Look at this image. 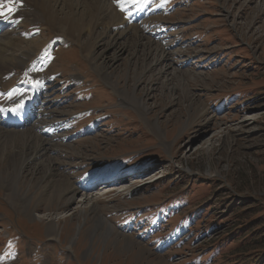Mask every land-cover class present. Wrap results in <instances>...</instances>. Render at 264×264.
<instances>
[{"label": "rangeland", "instance_id": "374dc122", "mask_svg": "<svg viewBox=\"0 0 264 264\" xmlns=\"http://www.w3.org/2000/svg\"><path fill=\"white\" fill-rule=\"evenodd\" d=\"M163 1L166 8L161 12L152 2L147 15L158 11L146 21L147 27L136 25L140 32L148 28L159 33L164 44L150 38L173 64L164 86L160 83L166 77H141V67H136L141 78L134 95L143 100L145 112L121 98L96 69L102 62L106 71L115 73L118 86L131 91L133 72L130 79L123 78L130 48L108 49L91 63L83 56L82 42L45 21L39 20L38 30L29 20L16 25L13 41L39 39L36 48L53 41L47 48L52 60L37 69L48 86L43 95L46 110H54L55 120L67 126L51 140L49 157L57 165L52 178L68 176L77 186L110 169L118 174L115 179L129 181L112 185L111 192L96 182V190L77 192L74 201L60 209L41 205L32 217L22 211L17 196L9 195L12 186L0 184V264H120L110 254L114 250L104 248L93 233H75L82 218L79 207L89 208L92 202L97 215L116 232L109 241L121 245L127 236L137 243L134 250L138 245L147 250V257L131 264H264V0ZM149 30L144 33L150 35ZM10 75L5 87L16 84L22 70ZM171 85L174 90L165 87ZM197 106L199 112L194 113ZM67 136L71 139H61ZM116 165L140 169L117 173ZM30 174L23 173L34 181L39 177ZM159 210L171 218L152 225L144 215L153 217ZM183 212L194 215L192 227L193 219L182 220ZM62 215L67 221L61 222L56 237L46 235L47 219ZM91 216H85L82 230ZM179 222L189 234L184 245L182 235L157 236L164 230L176 232L182 227ZM243 225H255L254 232L236 249L240 241L231 242L225 231L237 232ZM257 231L263 237L252 240ZM120 252L125 253L124 248Z\"/></svg>", "mask_w": 264, "mask_h": 264}, {"label": "bare ground", "instance_id": "6f19581e", "mask_svg": "<svg viewBox=\"0 0 264 264\" xmlns=\"http://www.w3.org/2000/svg\"><path fill=\"white\" fill-rule=\"evenodd\" d=\"M110 1L111 4L108 0H0V11H3V17L10 22L6 30L0 34V94H3L0 95V109H2L0 110V162H2L0 164L3 165L0 166V184L6 188L12 186L8 189L10 190L9 195L17 196L16 201H21V203L18 202V205L23 204L22 211L28 217L34 216V212L39 211L37 208L41 205L45 204L44 206L47 210H49L53 204L57 206V209H60L70 201H74L77 192L92 191L96 188H94V185L89 181L87 183L76 182L77 186H75L68 176L60 175V177H58L56 175L58 178H52L51 174H53V172L51 171L56 170L57 165L55 163L56 160L50 158V144H53L51 140L54 141V139H57V136L59 134L61 135L59 131L67 128V126L54 120V116L51 115L54 110H46V102L40 95L48 91V86L45 84L43 74H38L37 69L48 64V62L52 60V57L47 53V48L49 47L50 50L53 41L47 43L45 48H36L39 39H32L29 42L20 39L13 41L12 35L17 27L16 25L23 23L25 20H29L31 27L38 30L41 21H45L53 28L59 30L60 32L58 33L68 36L70 39L73 37L78 44L82 42L83 45L81 47L84 54L83 56L91 63H96L97 59L100 57L102 58L106 53L105 51L108 49H114L116 51L117 49H125V47L130 48L131 51H129L128 56L129 63L126 65V72L123 78L124 80L130 79L129 75L133 72L134 81H132L134 84L131 91L127 86L120 88L121 86L119 87L117 84L119 80H117L115 73L106 71L102 62L101 65H99V69L97 67L96 69L98 73L102 75L104 81L118 89L116 91L121 98L124 97L126 101L135 105L141 112H145L144 102L140 97L134 95V88L138 85L136 82L139 81L142 75L145 74L155 79L166 77L165 81H163V79L161 80L163 81L160 83L161 86L166 85L172 77L173 70L171 68L173 64L171 59L168 57L165 49L161 45L158 46L150 38L151 35H155L154 38L160 40V38H158V32L149 30L151 31V35L145 34L148 32L147 30L142 29L143 31L140 32L141 30L136 26L141 25L147 27L145 20L148 17H153L152 13L156 9L152 10L147 15V11L153 9V6L148 7L149 1L144 0L147 10L141 15V13H135L140 12L138 3H131L128 2V0H123L124 10L121 11V5L117 4L115 0ZM150 1L154 2L156 5L155 0ZM262 5H264L263 2ZM9 8L13 9V11L9 12ZM125 13L127 16H125ZM120 16H123L121 17L122 20ZM71 35H75L76 37ZM151 37L153 38V36ZM29 47V52H27L25 58H23L24 52L28 50L26 48ZM99 47L101 50L97 52ZM153 66L157 68L155 69ZM136 67H141L143 72L141 73V77L137 74ZM153 68L155 70L152 73H145L151 69L153 70ZM15 69L22 70L21 77L16 84L5 87L4 81L7 80L8 76L14 72ZM174 78L178 79L177 82L182 83V78L179 79L178 76ZM26 85H35L36 100L39 101L37 109H34L32 112L34 119L29 120L22 128L9 127L4 123L6 112L3 107L12 103H17L30 96L33 90L30 91ZM176 85L179 86L178 83H176ZM165 87H167L168 90H174L172 85ZM13 89L16 94L9 99L7 93ZM193 104L194 103H191L190 106L192 107ZM199 109V106L193 107L194 113H198ZM201 112L203 114L204 111ZM50 115L52 117L48 118ZM150 126L159 133L155 123L150 124ZM61 139H67V137ZM9 147L13 148L9 150ZM52 147L54 148V145ZM29 161H32L33 164L31 165V163H28ZM13 163L17 166H15V164L13 165ZM5 164H7V166ZM26 172H30L32 175L39 174V177L37 179L34 178L36 179L35 181L32 180L34 176L27 179V177L23 175V173ZM21 175L24 177L18 182ZM122 182H124V180H118L109 183V186L118 185ZM110 189L111 188H109L107 192H111L112 190ZM5 194L7 195V193ZM86 196L87 195H85V197ZM94 204L95 202H92L89 208L79 207L78 213L82 218L78 221L79 224L75 229L76 235L81 231L83 233L82 235L87 232L93 233L97 241L101 240L104 248L111 247L114 250L109 253L117 256V260L120 264L135 263L136 261L138 262V258L143 260L147 257L145 256L147 250L141 248L139 245L138 248L134 250L133 248H135V245L137 246V243L127 236H123L122 239H120V236L117 234V237L113 238L115 242L118 241L117 239H120V241H122L121 245H117L119 242L116 244L111 240L110 242L108 238L112 235L110 233L115 234L116 232L97 215L98 210ZM20 208L21 207H19V209ZM88 213L92 214L90 218L88 217V219L92 221V224L90 223L88 227L82 230V226L87 224L85 216H87ZM52 219L53 217L47 219L46 235L54 238L56 237V230L60 225H64L61 222L67 221V217L66 215H62L57 220ZM122 248H124L125 253H118ZM105 254L104 252V255Z\"/></svg>", "mask_w": 264, "mask_h": 264}, {"label": "trees", "instance_id": "16d2710c", "mask_svg": "<svg viewBox=\"0 0 264 264\" xmlns=\"http://www.w3.org/2000/svg\"><path fill=\"white\" fill-rule=\"evenodd\" d=\"M170 202H173V203H175L174 202V200H170ZM192 218L193 219V222H194V218L192 217V214H185V212H183L182 213V220H184V219H187V218ZM261 219V221H264L263 220V218H260ZM261 221H259V222H261ZM192 225H193V223L191 224V227H192ZM255 225H253V226H251V227H244V225L239 229V231H237V232H228V231H225V233H226V235L228 236V237H230L231 238V242H234L235 243V241L237 242V241H240L239 243H236V244H234V245H236V249H240L242 246H243V243H242V241L244 240V237H247V233H252V232H254V230H253V227H254ZM258 236H256V237H253L252 238V240H260L262 237H263V235H260L259 233H258V231L257 232H255ZM227 238V237H226ZM211 245H213V243L211 244ZM215 245V244H214ZM261 245V244H260Z\"/></svg>", "mask_w": 264, "mask_h": 264}, {"label": "snow or ice", "instance_id": "6c2138e0", "mask_svg": "<svg viewBox=\"0 0 264 264\" xmlns=\"http://www.w3.org/2000/svg\"><path fill=\"white\" fill-rule=\"evenodd\" d=\"M115 2L117 4H119V5H121V11H123L124 10V8H123V0H115ZM128 2H131V3H142V2H144V0H128ZM8 11L11 12V11H13V9L9 8ZM3 16H4L3 11H0V17H3ZM15 94H16L15 90L13 89V90H11L10 92L7 93V97L9 99H11ZM0 95H3V94H0ZM20 107H22V105L18 104L16 108L10 109V111H17ZM0 110H2V109H0Z\"/></svg>", "mask_w": 264, "mask_h": 264}]
</instances>
